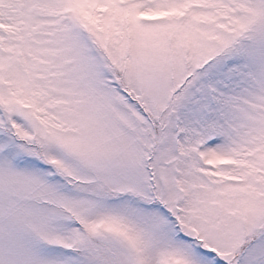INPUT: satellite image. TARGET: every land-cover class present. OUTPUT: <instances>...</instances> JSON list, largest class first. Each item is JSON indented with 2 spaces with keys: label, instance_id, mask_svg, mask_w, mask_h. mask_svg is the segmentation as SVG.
Segmentation results:
<instances>
[{
  "label": "snow or ice",
  "instance_id": "snow-or-ice-1",
  "mask_svg": "<svg viewBox=\"0 0 264 264\" xmlns=\"http://www.w3.org/2000/svg\"><path fill=\"white\" fill-rule=\"evenodd\" d=\"M0 264H264V0H0Z\"/></svg>",
  "mask_w": 264,
  "mask_h": 264
}]
</instances>
